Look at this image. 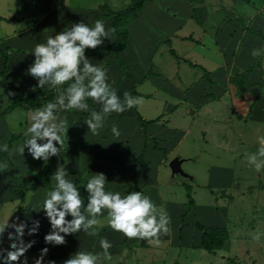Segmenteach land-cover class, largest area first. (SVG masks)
Here are the masks:
<instances>
[{
	"label": "crops",
	"instance_id": "obj_1",
	"mask_svg": "<svg viewBox=\"0 0 264 264\" xmlns=\"http://www.w3.org/2000/svg\"><path fill=\"white\" fill-rule=\"evenodd\" d=\"M38 1L39 0H31L30 6L32 8L29 12V15L35 17V19L37 20L32 22L33 26L23 29V31H25L24 34L33 36V39L37 43H45L49 36L54 37L60 31H66L72 23L83 21L91 26L95 20H101L94 13L105 14L106 11L101 6L105 5L106 7H108L107 4H101L93 8L81 5L73 6L57 0H45L43 3ZM166 2L167 0H151L145 2L136 19H134L127 25V29L130 33L131 38L127 41L125 50L119 53V57L123 61L128 53L130 55L127 62L124 61L126 73H124L120 69L119 65L114 61L115 57L112 50H98L92 53H85L86 57H88L93 64L103 65L104 67H106L108 70V75L110 74V71L114 73V79L109 80V82L112 83V86L117 89V94L122 99L124 92L127 91L130 93L131 91H134V96L142 97V101L122 113L113 112L112 114L107 116L103 127L99 129L96 134H92L91 132L86 134L87 139H91V146L89 144V155L93 158L92 165L94 168L92 167L90 171L86 170V172L89 171V175L84 174V176L87 177L86 179H88L95 173H103L106 176V190L120 191L122 195L127 194L129 189L131 191H141L152 199L159 210L166 211L170 217V221H172L171 223L173 224L175 232L174 238L171 239L168 247L176 248V259L179 262L180 256L182 255L184 250L188 248H202L201 232L195 227L196 223L204 226L226 228L228 227V225L226 221L227 218H224V212L225 209L228 208L227 206L222 207L219 205L216 206V208L213 207L211 203H208V205H203L200 203L198 204L194 197L192 198L191 196L190 186H188L189 189H187V194L190 197L188 198V200L191 201L189 204L188 201L186 204H181L175 201L172 202L171 198L166 199V196L164 197L162 190L158 188V176L161 171H166L167 174H170L171 180L184 178L186 180L194 182V184H196V186L198 187L202 185L196 182L195 178L191 175V178H188L182 175L172 176L171 174V169L168 166V162L172 157L170 156V154L176 149V144L183 135V130L180 129L181 126L173 125L175 124L174 121L177 118V115L174 113H178L179 109H182V106H185L184 111L180 110L182 119L185 120L184 118L193 117L195 110L200 108L206 102L214 101L216 99L219 100L224 95L230 98L231 101L233 95L241 96L245 93V91L242 92V90H235L233 95H228L226 93V88L224 89V86L221 85V83L225 79L223 67L226 64V58L222 56L223 54L218 50L222 49L220 43L217 48L216 46H212L214 44H208V47H206L208 50H210L211 53H214L216 57L217 55L219 56L218 60L220 61V64H218L216 68H213L212 70H206V68L200 65L205 70L206 76L198 79L196 82H182V84H176V81H179L178 79L174 81V79L170 78L169 75H166L163 72H159L156 68L154 69V73L156 74L155 76L151 77L147 76L146 73H143L144 70L147 71V66H155L154 62H152L153 55H155L153 49L157 48L156 46H158L160 41L165 43L169 47L168 51L173 57H175L174 61L177 64H179L181 59L188 64L196 63H192L189 59L178 56V54L172 47L174 38L198 41L201 43H203L204 41L203 38H196L197 36H192V33H189V19H170L168 11L167 13H163L164 10L161 8V6L167 5ZM180 2H183L185 4L188 15H190L193 21L198 24L197 27L202 28L204 27V25H206V28L209 29L219 26V22H216V24H214V20L210 21V19L215 18V16L211 15V11L205 13L201 18L196 19L193 14L194 10H192V0H183ZM130 3L131 1L128 5H130ZM176 6L178 7L177 4ZM177 7L172 6V8L174 9L172 11L176 13L174 14V16L179 15V10ZM124 8H121L119 10H122ZM108 9L110 8L108 7ZM110 10L118 11L112 9ZM156 13L162 15L164 18H168L173 23L172 27L164 30L162 26L154 22V14ZM103 21L105 22L106 29H108L110 18H107ZM208 22L211 24H208ZM43 29H45V31ZM204 29L205 28H203L202 30ZM163 30L165 31V35L160 37V31ZM30 31H33L35 34ZM233 32L234 27L232 29L231 25H220L214 30L213 37L212 34H210V42L215 39V36H217L216 38L218 41L221 39H227ZM201 36H203L202 32ZM114 40V35L109 32V37L105 38L103 44H111ZM8 43V46L0 45V49L8 54L6 74L8 75V77L10 76V82L14 85V87L21 90V94L29 95L34 91L33 86H35L36 80L35 78L31 77L27 71L29 67L27 59L30 56V54L24 53L27 46L23 44H11L9 40ZM16 48L24 49V51L22 52L24 55L16 54ZM240 50L241 51L239 52V54L245 53L244 55L249 58L250 62H252L255 55L248 54L247 52H250L248 50L242 48ZM101 56H107L106 62L95 60ZM139 57L143 60L144 63V68H142L141 70L136 68L135 64L139 60ZM0 60L1 71L3 67V59L1 56ZM246 66L247 65H245V67ZM108 67H110V70ZM136 72H138L137 75L135 74ZM0 78L2 79L1 76ZM207 78H209V80ZM147 80L151 82L150 84L154 88L152 92L149 93L141 92L140 87ZM44 89L48 91L50 88L46 86ZM54 91L57 95V91L55 88ZM171 97L176 99L177 101H171ZM156 99H158V101ZM249 99L250 101L249 104H247V109L246 111L243 110L241 115L245 116L249 121H255L258 128H264V91L263 94H260V91L251 94ZM153 102L158 106L156 110L151 108ZM88 104L90 110L95 109L99 111L101 109V105L93 101L92 98H88ZM142 105L148 106L149 108H146L145 112H143L141 110ZM135 111H137L141 115L143 120L148 121L145 127V131L148 136L146 139L144 138L143 131L140 129V126L137 122ZM65 112L66 113H64V110H62L60 112V115L66 117L68 121V129L75 128L86 132L88 128L84 121L89 117L88 111L68 109ZM179 121L181 122L182 120ZM231 121L232 119L230 121L226 119V122ZM17 122L18 126L13 127L9 125L6 115L0 118V142L7 143L11 136H16L18 138L12 142L10 151L3 160L7 161L10 164L4 171V173L1 172L2 175L0 179V206L1 203L6 202L16 203L15 208L10 209L7 216V218L9 219V217H11L12 215L11 219L13 222L14 220L16 222L21 221L23 218L22 216L25 215H22V213L31 208L33 209V213H36V210L40 209L45 192L50 190L55 183L50 175L48 185L45 186L43 184V180L41 178H38L37 176V172L47 163V161L44 162L39 159L31 158L30 154H27L26 149V155L24 158L15 153V147L22 143L24 139V131H21L20 128L23 123H26V120L22 119V122L17 120ZM226 122L224 130L222 129L218 133L221 138L218 139L220 145L218 148L219 152L215 154L218 161L217 163H213L209 169V183L212 184H208L207 186L212 187V185H217V188L219 190L228 192V198H238L241 195L244 196L243 192H245L246 189L248 191L257 190V192L263 194L262 191L264 190V170L263 172H258V176L261 177L262 184L257 179L256 183H258L255 187H249V182L245 173L242 174V177H239L238 179L236 178V167L240 171L246 164H248L246 155L247 153L243 152L244 140L242 131L235 128V126L232 127ZM126 124H130L133 127L132 133H135V139L132 138L131 143L128 141L129 138H127L129 136V132L128 136L127 134H123L125 127L127 128ZM113 125H116L120 131V135L118 137L114 136L111 132V128ZM68 129L66 135L68 134L69 137L72 131L69 132ZM163 133H166V135L170 136V138H162L161 134ZM87 139H85V137L80 138V140H83L84 142H88ZM78 143L80 146H82V143L80 141H78ZM155 143H157V146L159 148L165 150V157L160 151H157L154 148ZM61 153H63L62 148ZM178 155L179 157L184 159L183 162H185L186 160L194 159V157L192 156H187V158H184V156L180 154ZM178 155L176 154L175 156ZM139 156H141V161L137 163L135 168V180L137 188H132L134 185L132 181L133 161ZM216 157L213 159H216ZM58 159L53 160L51 174L55 171L57 161L61 160L60 158ZM90 164L91 163L89 161V165ZM70 168L71 167H67L68 170ZM69 172L71 173V179L74 180L76 186L78 188L81 187L82 198L86 203L87 193L82 187V183L85 182L84 179H81L80 175H77V173L72 168L69 170ZM17 209H20V212L16 213ZM42 212L43 209L38 211V214L41 215ZM17 218H19V220H17ZM98 220L99 224L96 225V227L98 228V232L96 235H98V237L100 238L106 237L109 241H111V246L121 243L125 238L128 245L137 244L136 238H131L130 240V238L126 236H124L122 241H115L116 239H120L122 237V233H115L114 230L109 226L106 210L102 211V213L98 216ZM47 223L48 226L46 225L44 228L46 233L50 231V224L48 220ZM168 227L170 231V228L172 229V225L169 224ZM36 233L32 236V238L29 239V241H32V239L33 241L35 240V243H33L30 248L32 252L40 254L41 249L45 248L47 244L43 245L41 243V237L39 235H36ZM164 236L165 234L160 235L161 238H163ZM25 237H27V235ZM89 237L90 235H87L84 232L75 234V238L78 241H75V238H73L71 241V243H73L72 249H75L73 253L79 251V248L87 250L86 245L87 242H89ZM142 241H144L145 243L143 246L141 245ZM8 243L10 244V241H8ZM162 244L163 243L154 244V246H151L145 239H140L137 244L139 246L135 247L134 249H136V253H140L138 252L139 248H144L146 252L149 251L158 255L163 251L167 252L169 250V248L164 250L162 248ZM54 246L55 245L49 244L47 248L51 249ZM96 246L98 247L93 246V244L91 243L88 250L93 252H100L98 251L99 243L96 244ZM185 253L186 252H184L183 255Z\"/></svg>",
	"mask_w": 264,
	"mask_h": 264
},
{
	"label": "rangeland",
	"instance_id": "obj_2",
	"mask_svg": "<svg viewBox=\"0 0 264 264\" xmlns=\"http://www.w3.org/2000/svg\"><path fill=\"white\" fill-rule=\"evenodd\" d=\"M39 1L43 3L45 0ZM57 1H62L73 6L81 5L93 8L101 4H107L110 9L119 10L126 7L131 0ZM180 1L183 0H167V5L161 6V8L164 10L163 13H167L168 11L170 19H189V33H192V36H197L196 38H203V43L186 39L182 40L180 38H174V41L172 42V47L178 56L187 58L192 63H196L197 65L191 63L188 64L182 59L179 64H177L174 61L175 57H173L168 51L169 47L159 40L160 43L158 46H156L157 48L153 49L155 55H153L152 62H154L155 66H147V71L144 70L143 73H146L147 76H155L156 74L154 73V69L156 68L159 72L169 75V77L173 78L174 81L178 79L179 81H176V84H182V82H196L198 79L206 76L205 70L202 67L206 68V70H212L213 68H216L218 64H220V61L218 60L219 56L217 55L216 57L214 53H211L210 50L206 48L208 47V44H214L212 46H216L217 48L220 43L222 49L218 50L223 54L222 56L226 58V64L223 67L225 79L221 85L224 86V89L226 88V93L228 95H233L235 90H242V92L245 91V93L241 96L233 95L231 101L230 98L224 95L219 100L216 99L214 101L206 102L200 108L195 110L193 117L184 118L185 120H183L181 116V111L185 110V106H182V109H179L178 113H174L177 115V118L175 119V124L173 125L181 126L180 129L183 130V135L177 142L176 149L170 154V156H172L171 159L175 157L176 154H180L184 156V158H187V156L194 157L192 160H186L183 162L182 168L186 173L193 176L196 182L202 185L198 187L196 184H194V182L184 178L171 180L170 174H167L166 171H161L158 176V188L162 190L164 197L166 196V199L171 198L172 202L175 201L177 203L186 204L187 201H189L188 198H190L187 194V189H189L188 186H190L191 196L192 198L194 197L198 204L200 203L203 205H208V203H211L213 207L218 205L222 207L227 206L228 209H225L224 218H227L226 221L228 227L225 228V232L227 233L228 238L221 244L219 249L211 254L200 247L188 248L184 250L186 253L184 255V252L182 253L180 256V261L178 262L176 259V248L168 247L175 234L173 224L171 223L172 221H169V224L172 225L173 230L170 228V231H168L166 233L167 235L165 234L163 238L159 236L158 243H163L162 248L164 250L169 248L167 252L163 251L157 255L149 251L146 252L144 248H139L138 252L140 253H136V249L134 248L139 246L137 244L140 241V239L136 238L137 244L135 245H128L126 242V245L123 244L120 246H115L111 250H108L110 257L101 256V264H264V190L262 191L263 194H260L257 192V190L248 191L246 189V191L243 192L244 196L241 195L238 198H228V192L219 190L217 185H212V187L207 186L208 184H212L209 183V169L213 163H217L218 161L215 155L219 152L218 148L220 145L218 139H221L218 133L222 129L224 130L226 126V119L229 121L232 119L231 122L226 123L232 127L235 126V128L242 131L244 140L243 152L247 153V157L250 153L257 152V150L261 147L258 137L264 136V128H258L255 121H249L241 114L243 110L246 111L247 109V104H249L250 101V95L256 93L257 91H260V94H263L264 91V40H261L258 38V36L254 34L252 35L248 32L250 29L261 30L264 34V0H192V10L194 9L193 14L196 19L201 18L205 13L211 11V15L215 16V18L210 19V21L214 20V24L219 22V26L223 24H229L231 25L232 29L234 27V32L228 37L229 39H221L218 41L216 38L217 36H215V39H213L211 42L210 34H212L213 37L214 30L219 26L209 29L206 28V25H204L202 28L197 27L198 24H196L190 15H188L185 4ZM30 5L31 0H28V2L27 0H0V45L8 46V40L11 44L15 43L26 45L27 47L25 48L26 51L24 53L30 54L27 59L28 65L33 62L34 53L31 50H33L38 44L33 39V36L26 35L24 34L25 31H23V29L33 26L32 22L37 20L35 17L29 15L30 9L32 8ZM172 6L178 8L179 17L174 16L176 13L172 11L174 10ZM154 22L162 26L164 30L171 28L173 25V23L168 18H164L158 13L154 14ZM208 24L211 23L208 22ZM203 28L205 29L202 30ZM43 30L45 31V29ZM164 30L160 31V37L165 35ZM30 32L34 33L33 31ZM201 32L203 33V36H201ZM130 38L131 36L129 33L128 40H130ZM241 48L251 52H247L248 54L255 55L252 62H250L249 58L244 55L245 53L239 54ZM15 51L14 52L16 54H23L22 52L24 49L16 48ZM129 56V53L125 56V62H127ZM95 60L106 62L107 56H101ZM124 61L123 66H120L117 62L116 63L119 65L120 69L126 73ZM256 62V66L252 69L251 73L247 75L245 82H243L242 78L234 81V77L236 75H246V67ZM135 64L136 68L140 70L144 68L143 60L140 57ZM245 65L247 66L245 67ZM110 67H108L109 70ZM135 74L137 75L138 72ZM108 78L109 80L114 79V73L112 71H110ZM3 83V80L0 78V91H2L3 88L5 93H7L8 90H11L14 94L22 93L20 89H17L16 87H10L9 85H5ZM150 83L151 82L147 80L140 87L141 92H152L154 87H152ZM9 97L7 100L3 101L4 106L0 107V110L9 105ZM170 99L171 101H177L172 97ZM156 100L158 101V99ZM157 107L158 106L153 102L151 108L156 110ZM146 108L149 107L145 105L141 106V110L143 112H145ZM11 112L12 113H8V115H6L9 125L12 126V120H19L22 122V119H25L26 123H23L20 128L21 131H25L31 122V111L16 108ZM64 113H66L65 110ZM179 120L182 121L180 122ZM126 126L127 128L125 127L123 134H127L128 136L129 132V136L127 138H129L128 141L131 143L132 138L135 139V133H132L133 127L130 124H126ZM140 129L142 131L144 130L141 127ZM68 131H72V133L69 135V137L68 134L65 137V143L61 147L63 153H60L59 155L61 160L57 161L56 168L63 166L66 168L71 167L77 173V175H80L81 179H84L85 182L82 183V185H84L87 180V177H85L84 174L89 175L88 173L93 167V158L89 155L91 139H87L86 137V134L91 131L87 129L86 132H84L83 130H78L75 128L68 129ZM161 136L164 139L170 138V136L166 135V133L161 134ZM84 137L88 142L80 140V138ZM78 141L82 143V146L79 145ZM163 156L165 157L166 155ZM215 157L216 159H213ZM89 161L91 163L90 165ZM86 170L89 171L86 172ZM261 171L263 172V170ZM2 173L0 172V179ZM243 173L247 175L249 187H255L258 183H256L257 179L262 184L261 177L258 176V171L254 168V166L249 164V162L240 171L236 167L235 176L237 179L242 177ZM70 178H72V176ZM15 204V202L1 203L0 222L6 220L9 210L14 209ZM40 210L41 209L36 210V213H33L32 208L25 211L22 213V215H25L22 216L23 218L21 221H26L28 225H31L32 220H38L40 218L39 230L37 231L36 235H39L42 239L41 243L43 245L47 244L46 247H48L49 244L44 240V236L46 234L44 228L46 225L48 226V223L43 212L41 215L38 214V211ZM157 210L159 211V208H157ZM11 218L12 215L9 217V224L13 222ZM8 232L9 229L6 228L4 239L0 241V249L5 250V257L6 252L11 250V241L9 244V240L7 238ZM114 232L119 233L118 231ZM25 233L26 234L24 235L23 240L25 243H27L35 233L28 235L27 228H25ZM26 235L27 237H25ZM257 236H259V239L256 238ZM73 238H75V236ZM123 238L124 235L122 234V237L120 239H116L115 241H122ZM74 240L78 241L76 238ZM99 240L100 237H98V235L90 236L88 238L89 242H87L86 245L87 250L91 243L93 246L98 247L96 244L99 243ZM145 240L149 242V240ZM149 244L154 246L155 243L149 242ZM72 246L73 243L67 247L68 249L66 248L67 250L65 249V251H60L57 253V257L55 259L57 262L56 264H63V261L69 258V256L75 250L72 249ZM80 250L83 249L79 248V251ZM98 251L102 252L100 247ZM40 255L41 253L38 254L32 252L31 248H28L26 252L23 253L17 261L12 262V264H23L25 258L26 264H35V260L40 257ZM42 264H46L45 257L43 258Z\"/></svg>",
	"mask_w": 264,
	"mask_h": 264
},
{
	"label": "clouds",
	"instance_id": "obj_3",
	"mask_svg": "<svg viewBox=\"0 0 264 264\" xmlns=\"http://www.w3.org/2000/svg\"><path fill=\"white\" fill-rule=\"evenodd\" d=\"M112 28L106 29L103 20H95L90 26L83 21L72 23L66 31H60L54 37L49 36L45 43H38L33 50V62L28 74L35 78V89L46 86L55 88L57 95L30 112V125L24 131L22 143L15 147V153L21 157L30 154L31 158L48 161L50 157L60 155L65 143L68 121L61 116L62 110L75 109L88 111L89 117L84 121L89 131L96 134L104 125L108 115L122 113L139 104L142 97L123 93V99L117 89L109 82L108 70L103 65L93 64L85 55V50L95 49L109 37ZM66 85V87L64 86ZM14 95L11 90L0 91V107L3 101ZM88 98L101 105L99 111L89 109ZM13 127L18 126L12 120ZM111 132L119 136L120 131L113 125ZM258 140L262 145L257 152L247 157L249 164L259 172L264 170V136ZM55 142V143H54ZM8 144L0 142V152H8ZM10 163L0 160V172H4ZM66 167H57L51 174L54 186L45 192L40 209L50 224V231L44 240L48 244L61 245L69 234L84 232L95 236L98 232V216L107 211L108 224L114 230L128 238L147 239L150 243H159V236L169 231L170 217L164 210H157L152 199L141 191L132 190L122 195L120 191L106 190V176L103 173L91 175L82 186L87 193V202L82 199L81 187H77L70 178ZM66 217H71L66 219ZM19 220V218H17ZM40 221L32 220L31 226L26 221H14L8 218L0 222V241L4 239L6 228L9 229L10 249H0V264H12L17 261L34 241L24 242L26 234L32 235L39 230ZM259 239V236L256 237ZM99 247L102 252L80 250L71 254L63 264H101V256L110 257L111 241L101 237ZM48 248L41 249V255L35 264H42ZM23 264H26V258ZM47 264H56L49 260Z\"/></svg>",
	"mask_w": 264,
	"mask_h": 264
},
{
	"label": "trees",
	"instance_id": "obj_4",
	"mask_svg": "<svg viewBox=\"0 0 264 264\" xmlns=\"http://www.w3.org/2000/svg\"><path fill=\"white\" fill-rule=\"evenodd\" d=\"M147 1H151V0H131L130 5L118 11H111L110 9H108V7H106L105 5H102L101 7L106 11V13L105 14L94 13V14L101 20L110 18L109 28L114 29V31H110V32L114 35L115 40L111 44H108V45L102 44L100 46H97V48L95 49L86 48L85 53H91V52L98 51V50H103V51L112 50L114 53L115 62H117L120 66H123V61L119 58V53L124 51L127 45V41L129 38V31L127 29V25L131 23L134 19H136L143 4ZM248 32L258 36L259 39L264 40V34L262 33L261 30L250 29ZM0 56L3 59V67L0 71V76L2 77L5 85H10L11 87H14V85L10 82L8 75L6 74L8 54L3 52L0 49ZM256 64L257 62L246 68V75H240V74L236 75L234 77V81L239 78H242L243 82H245L247 75L251 73L252 69L256 66ZM207 79L209 80V78ZM64 86L66 87V85ZM33 90L34 91L29 95L14 94L11 97H9L10 103L5 108L0 110V118L4 117L5 115L10 113L15 108H20L22 110H33L37 107L42 106L46 102L54 99V97L56 96L54 88H50L48 91H46L45 89L40 90V89H35V88H33ZM130 94L134 96V91H131ZM135 114H136V119H137L139 126L142 129H144L143 130L144 138L146 139L148 136L146 134L145 127L148 121L143 120V118L137 111H135ZM16 139H18L16 136H11L9 138L7 142L8 149H9L8 152L10 151L12 142ZM154 148L156 150H160L163 153V155L166 154L165 150L160 149L157 146V143H155ZM8 152H0V160H4ZM58 158H59V155L50 157L47 163L37 172L38 178H41L43 180V184L45 186L48 185V180L52 172L51 168H52L53 160L58 159ZM140 161H141V156L134 159L133 161L132 181L134 185L132 188H137L136 180H135V176H136L135 168H136L137 163ZM129 191L131 190L129 189L128 192ZM190 202L191 201L189 200L188 204ZM19 210L17 209L16 213L20 212ZM70 218L71 217H66V219H70ZM195 227L201 232V247L208 253L215 252L217 249L221 247V244L228 238L227 233L225 232V228L204 226L199 223H196ZM74 236L75 234H69L65 237L64 244L55 245L51 249H48L47 253L44 255V257L46 258V264L49 260H54L56 262L55 259L57 257V253L65 250L70 245ZM125 243H126V238L121 243H118L117 245H112L110 249L115 246H120ZM144 244H145L144 241H142L141 245L143 246Z\"/></svg>",
	"mask_w": 264,
	"mask_h": 264
},
{
	"label": "water",
	"instance_id": "obj_5",
	"mask_svg": "<svg viewBox=\"0 0 264 264\" xmlns=\"http://www.w3.org/2000/svg\"><path fill=\"white\" fill-rule=\"evenodd\" d=\"M183 161L184 159L179 156H175L169 161L168 165L171 169V174L172 176L182 175L191 178V176L182 169L181 163Z\"/></svg>",
	"mask_w": 264,
	"mask_h": 264
}]
</instances>
